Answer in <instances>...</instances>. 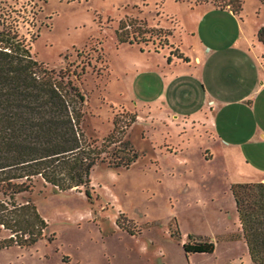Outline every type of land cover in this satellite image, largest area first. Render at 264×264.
<instances>
[{
	"label": "rangeland",
	"instance_id": "374dc122",
	"mask_svg": "<svg viewBox=\"0 0 264 264\" xmlns=\"http://www.w3.org/2000/svg\"><path fill=\"white\" fill-rule=\"evenodd\" d=\"M1 3L32 54L83 92L84 134L113 131L137 156L96 161L87 193L39 178L16 193L46 226L29 245L0 247V264H251L231 185L264 180L262 2L241 0L238 12L211 0ZM187 234L212 250L185 252Z\"/></svg>",
	"mask_w": 264,
	"mask_h": 264
},
{
	"label": "trees",
	"instance_id": "16d2710c",
	"mask_svg": "<svg viewBox=\"0 0 264 264\" xmlns=\"http://www.w3.org/2000/svg\"><path fill=\"white\" fill-rule=\"evenodd\" d=\"M211 2L233 12L241 8V0ZM17 16L0 0V232H6L0 234V247L26 246L41 236L46 222L35 204L14 196L29 190L36 178L60 190L82 186L87 193L96 161L127 166L137 156L132 144L113 131L100 142L84 134L83 92L66 71L32 54ZM116 34L118 40H131L119 30ZM256 37L264 43V20ZM116 140L121 144L106 147ZM231 194L250 263L264 264V180L235 182ZM190 236L182 243L185 252L212 250L211 241H190Z\"/></svg>",
	"mask_w": 264,
	"mask_h": 264
},
{
	"label": "crops",
	"instance_id": "0c3cea01",
	"mask_svg": "<svg viewBox=\"0 0 264 264\" xmlns=\"http://www.w3.org/2000/svg\"><path fill=\"white\" fill-rule=\"evenodd\" d=\"M195 57H198V55L195 54Z\"/></svg>",
	"mask_w": 264,
	"mask_h": 264
}]
</instances>
